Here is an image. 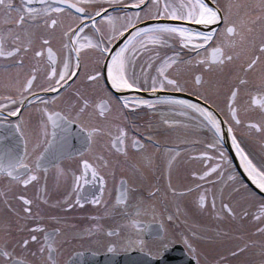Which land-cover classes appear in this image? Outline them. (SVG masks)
Instances as JSON below:
<instances>
[{"label":"snow or ice","instance_id":"snow-or-ice-1","mask_svg":"<svg viewBox=\"0 0 264 264\" xmlns=\"http://www.w3.org/2000/svg\"><path fill=\"white\" fill-rule=\"evenodd\" d=\"M0 13L9 25L0 29V68L9 73L0 83V178L4 182L26 188L39 183L51 168L63 173L61 161L83 155L73 139L90 150L98 137L107 134L110 151L125 157L129 146L144 151V140L135 134L130 137L121 121L132 124L134 110L179 112L188 119L167 118L163 123L173 130L194 126L202 130L200 139L206 144V150L197 153L204 158V168L192 173L205 187L194 183L183 191L195 190L201 207L210 197L215 208L219 196L221 207L232 217L238 215L236 206L242 216L250 215L239 203L245 201L256 208L255 231L264 237V154L256 155L249 144L257 139L264 146V0H127L121 4L117 0H0ZM89 56L95 59L91 68L86 63ZM182 65L200 66L191 83L181 78ZM26 66L27 71H22ZM228 67L234 71L221 103L218 93L223 86L205 77ZM97 88L104 97L99 104L92 95ZM93 112L98 119H90ZM229 136L246 177L224 147ZM149 140L159 144L151 136ZM169 151L178 155L175 149ZM174 159L175 155L169 156V167ZM82 165L79 175L73 173L72 192L65 197L69 209L89 199L92 204L103 203L108 159L97 154L95 161L83 159ZM217 180L219 191L214 190ZM228 182L225 203L223 187ZM84 184L90 187L85 189ZM130 188L122 177L117 205L127 206ZM9 190L3 189L0 202L9 215L19 218L20 212L9 202L13 199ZM18 199L24 202L23 219L33 222L26 229L17 228L22 233L18 236L13 235L9 220L0 222V264H40L45 255L46 264H57L59 229L46 230L38 222L27 195ZM129 223L143 228L139 220ZM108 234L117 237L103 245L112 253L146 243L125 239L116 229ZM170 243L162 241L156 255L160 257ZM184 243L195 251L187 238ZM255 243L246 242L235 252ZM259 243V264H264V240Z\"/></svg>","mask_w":264,"mask_h":264},{"label":"flooded vegetation","instance_id":"flooded-vegetation-1","mask_svg":"<svg viewBox=\"0 0 264 264\" xmlns=\"http://www.w3.org/2000/svg\"><path fill=\"white\" fill-rule=\"evenodd\" d=\"M125 2L127 0H117L118 4ZM8 26L4 23L3 14L0 13V29ZM86 63L89 68L93 67L94 57H87ZM200 70V66L197 65H182L179 69L181 78L188 80L189 83L193 75ZM22 71H27V66ZM233 71L232 67H228L223 72H214L205 77L212 84L219 82L223 86L218 93L221 103ZM8 74L0 68V83ZM2 91L3 89L0 88V92ZM92 95L97 104L104 99L102 90L98 88ZM134 111L137 114L130 119L135 127L127 121H121V124L128 127L130 137L135 134L144 140L147 145L144 151L129 146L127 157L114 150L110 151V137L107 134L98 137L90 150H85L79 140L73 139V146L83 155H74L71 159L61 161L63 173L56 168H51L46 175L42 174L39 183L34 181L26 188L21 185H8L3 178H0V196L3 195V189L9 188L7 194L13 197L9 202L20 212L19 218L9 215L8 209L0 202V222L9 220L13 225V235L22 234L17 231V228L26 229L33 222L30 219H23L24 202L18 199L20 195H27L33 200L31 207L39 217L38 222L44 223L47 226L46 230L59 229L57 243L60 251L56 257L57 264H67L77 253L145 254L157 260L172 249L186 254L194 264H259V242L264 240V237L255 231L259 223L258 220L252 219V216L257 214L255 207H249L245 201L241 200L240 205L246 207L250 215L242 216L239 213V206H236L238 215L232 217L226 209L221 207L219 196H217L215 208L210 206V197L209 203L201 207L195 190L183 191L185 188H191L194 183L201 184L202 188L205 187L198 176L192 175L193 172H199L204 168V158L197 155L198 152L206 150V144L200 139L202 130L194 126L188 129L176 126L178 130H173L163 123V119L167 118L188 119L181 116L179 112ZM251 115L255 117L257 113H251ZM90 119H98L95 112ZM111 130L115 135V128ZM149 136L159 144L152 143ZM249 144L256 155L264 154V146L259 140L251 139ZM224 147L232 157L237 171L241 176L246 177L240 157L231 147L230 136ZM170 149H175L178 155L170 152ZM97 154L104 155L109 161V167L104 170L106 184L105 192L101 197L103 203L92 204L89 199L82 206L73 203V208H67L65 197L72 192L73 173L79 175L83 168L82 160L89 159L93 162ZM170 155H175L171 167L168 163ZM122 177L131 185L127 206L116 203ZM230 184L231 182H228L223 187L225 203L229 199ZM214 185V190L219 191L220 181H214ZM83 186L85 189L90 187L89 184ZM172 188L176 189L175 193ZM40 196H46V199H40ZM169 215L173 216L172 220H168ZM131 220H139L143 225L142 230L131 225L129 223ZM109 229H116L119 236L125 239H143L146 243L143 246L137 243L132 248L122 247L114 253L108 252L103 246L104 243L109 239L117 238L109 236ZM185 238L192 244L195 251L189 250L184 243ZM166 240H171V243L158 257L157 247ZM249 241L257 243L250 244L241 252H235L237 247ZM46 262V255L40 258V264H46Z\"/></svg>","mask_w":264,"mask_h":264},{"label":"water","instance_id":"water-1","mask_svg":"<svg viewBox=\"0 0 264 264\" xmlns=\"http://www.w3.org/2000/svg\"><path fill=\"white\" fill-rule=\"evenodd\" d=\"M161 259L166 260L167 264H194L186 254L177 249L168 250ZM109 260L115 261L116 264H129V262L132 261H154V259L144 254L122 256L113 254L96 255L92 253H77L67 264H73L74 261H80V264H106Z\"/></svg>","mask_w":264,"mask_h":264}]
</instances>
